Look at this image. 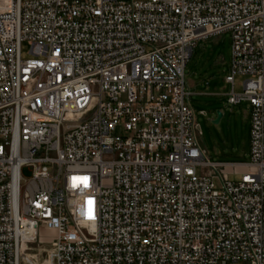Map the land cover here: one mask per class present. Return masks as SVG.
Returning <instances> with one entry per match:
<instances>
[{
  "label": "built area",
  "instance_id": "2783aa9c",
  "mask_svg": "<svg viewBox=\"0 0 264 264\" xmlns=\"http://www.w3.org/2000/svg\"><path fill=\"white\" fill-rule=\"evenodd\" d=\"M224 32L247 162L210 160L184 76ZM238 261L264 264V0H0V264Z\"/></svg>",
  "mask_w": 264,
  "mask_h": 264
},
{
  "label": "rangeland",
  "instance_id": "374dc122",
  "mask_svg": "<svg viewBox=\"0 0 264 264\" xmlns=\"http://www.w3.org/2000/svg\"><path fill=\"white\" fill-rule=\"evenodd\" d=\"M28 49L29 44L23 42L24 57L29 56ZM230 61L231 35L230 32H224L198 43L186 64L184 76L189 85V103L196 113L197 138L210 160L247 162L250 119L246 102L233 105L227 101L231 85L225 83L224 77L229 71ZM244 78L235 77V92L242 91ZM218 111L222 115L218 122H214ZM244 170V167H238L233 174L232 167L226 169L232 180H236ZM202 171L207 172L208 169ZM55 238V230L41 229L39 232L42 242H50Z\"/></svg>",
  "mask_w": 264,
  "mask_h": 264
},
{
  "label": "water",
  "instance_id": "95a60500",
  "mask_svg": "<svg viewBox=\"0 0 264 264\" xmlns=\"http://www.w3.org/2000/svg\"><path fill=\"white\" fill-rule=\"evenodd\" d=\"M217 117L214 119V122H218L220 119V116L222 115V113L220 111L217 112Z\"/></svg>",
  "mask_w": 264,
  "mask_h": 264
},
{
  "label": "crops",
  "instance_id": "0c3cea01",
  "mask_svg": "<svg viewBox=\"0 0 264 264\" xmlns=\"http://www.w3.org/2000/svg\"><path fill=\"white\" fill-rule=\"evenodd\" d=\"M248 113V112H247Z\"/></svg>",
  "mask_w": 264,
  "mask_h": 264
}]
</instances>
